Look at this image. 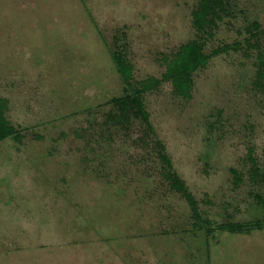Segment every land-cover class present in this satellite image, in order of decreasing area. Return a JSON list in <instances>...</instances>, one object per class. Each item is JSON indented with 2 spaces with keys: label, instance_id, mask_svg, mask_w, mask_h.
I'll return each mask as SVG.
<instances>
[{
  "label": "rangeland",
  "instance_id": "rangeland-1",
  "mask_svg": "<svg viewBox=\"0 0 264 264\" xmlns=\"http://www.w3.org/2000/svg\"><path fill=\"white\" fill-rule=\"evenodd\" d=\"M226 1L206 53L231 49L195 74L192 98L171 83L145 95L156 137L215 226L263 216L248 172L250 153L264 168V0ZM197 4L0 0V97L23 134L0 144V264H264V229L207 239L163 178L150 129L114 123L107 104L124 95L114 37L134 86L161 80L195 38Z\"/></svg>",
  "mask_w": 264,
  "mask_h": 264
},
{
  "label": "trees",
  "instance_id": "trees-1",
  "mask_svg": "<svg viewBox=\"0 0 264 264\" xmlns=\"http://www.w3.org/2000/svg\"><path fill=\"white\" fill-rule=\"evenodd\" d=\"M230 16L231 9L226 0H198L196 8L192 11L195 38L180 47L173 59L169 61L166 73L161 80L154 78L151 82H144L139 87L133 85V66L127 56V46L119 45L121 42L119 36L114 37L111 46L107 45L114 68L124 86V95L115 97L107 103L114 107L113 122L125 125L129 123L130 119L141 120L150 129L155 137L156 154L162 163L163 178L169 184L170 190L181 195L187 202L194 219V226L204 231L207 239L213 237L217 231L242 234L264 229V168L258 166L257 161L250 153L249 158L252 166L248 175L254 188V192H252L253 204L262 211L263 216L243 224L213 225L209 219L203 218L196 199L185 181L175 171L166 147L156 137L146 109L145 95L159 88L162 83H171L174 96L186 100L191 99L195 74L207 67L212 57L219 56L231 49V47L226 46L223 49L215 50L212 56L206 53L207 44L214 39L221 24ZM254 27L259 28V24H254ZM256 68L257 85L264 87V54L262 52H259ZM8 107V100L0 97V144L7 139L20 141L23 135L21 130L12 125L7 118ZM232 172L237 180H242L236 171L232 170Z\"/></svg>",
  "mask_w": 264,
  "mask_h": 264
}]
</instances>
